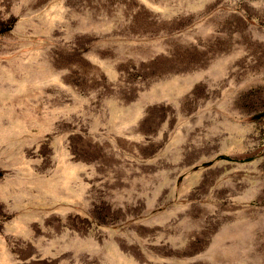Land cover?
<instances>
[{"label": "rangeland", "instance_id": "obj_1", "mask_svg": "<svg viewBox=\"0 0 264 264\" xmlns=\"http://www.w3.org/2000/svg\"><path fill=\"white\" fill-rule=\"evenodd\" d=\"M0 264H264V0H0Z\"/></svg>", "mask_w": 264, "mask_h": 264}]
</instances>
